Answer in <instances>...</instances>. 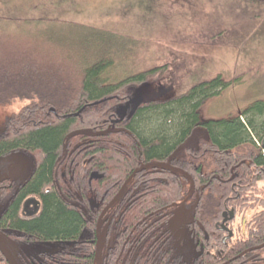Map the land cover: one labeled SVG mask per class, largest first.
Instances as JSON below:
<instances>
[{
    "label": "trees",
    "instance_id": "obj_1",
    "mask_svg": "<svg viewBox=\"0 0 264 264\" xmlns=\"http://www.w3.org/2000/svg\"><path fill=\"white\" fill-rule=\"evenodd\" d=\"M243 3L245 8L263 4L254 0H244ZM9 30L0 25V103L18 98H26L28 103L7 123L10 139L2 142L0 153L8 149H24L43 155L38 172L28 183V191H38L49 182L52 163L59 153L69 151L67 145L70 141L77 140L81 134H102L107 127L106 133L119 132L120 136L130 140L131 145L125 150L99 148L96 151L100 159L108 158L111 180L123 178L122 183H126L132 171L141 166V162L132 164L133 152H138L145 163L146 174H163L160 180L148 179V185L156 186L149 192L150 205L156 207L146 205V211L140 208V218L151 208L184 201L192 195L197 203L191 215L196 221L204 219L201 224L205 232L215 231L214 223L222 218L225 200L230 195L233 182L229 180H233L235 175L234 162L264 163V148L261 146L264 143L263 100L256 101L236 115L206 118L203 112L206 103L233 83L218 74L199 80L172 97L146 100L134 114L122 118L119 108L131 100L139 86L159 79L169 64L111 80L107 74L114 69L115 62L108 55L98 54L90 61L85 57L84 63L73 73L71 65L65 63V59L70 60V55L57 54V48L69 47L68 43L61 41L55 44L46 34L37 37L38 41L27 34L23 37L17 35L23 40L22 44ZM95 30L102 34V31L112 33ZM90 37L83 41L105 44L102 38ZM52 108L56 113L51 111ZM75 113L79 114L72 116ZM62 116L68 117L60 118ZM107 121L113 123L104 127ZM127 151L129 158L125 156ZM181 156L186 158L183 166L180 164ZM155 164H171L175 170L157 168ZM43 198L42 214L25 224V228L46 239L72 238L79 234L82 226L80 215L71 211L56 193H45ZM15 213L14 207L6 221L16 222ZM176 213L180 212L177 210ZM243 251L235 257L222 254L223 259L245 258ZM70 257H59V264L70 259H74L75 264H97L95 252L91 258ZM130 259L134 264L145 262ZM214 263L219 261L213 257L188 262Z\"/></svg>",
    "mask_w": 264,
    "mask_h": 264
},
{
    "label": "flooded vegetation",
    "instance_id": "obj_2",
    "mask_svg": "<svg viewBox=\"0 0 264 264\" xmlns=\"http://www.w3.org/2000/svg\"><path fill=\"white\" fill-rule=\"evenodd\" d=\"M20 112L10 116L0 129V146L10 139L7 123ZM106 129L102 134H81L70 141L69 151L56 156L49 182L38 191H28L27 187L43 155L24 149L0 153V264H11L6 253L16 264H59V257L91 258L94 252L98 263L100 241L101 264H134L131 257L144 264H188L211 257L218 264H264V163L234 162L235 175L229 180L233 184L223 216L215 221V231L205 232L201 224L204 219L196 221L191 215L197 203L192 195L184 201L151 208L139 217L140 208L146 211V205L156 207L149 200V192L156 186L148 185V179L160 180L163 174H146L145 163L138 152H133L132 164L141 162V166L132 171V179L127 185L122 183L123 178L111 180L108 158L100 159L96 151L125 150L131 145L119 132L108 134ZM261 146L264 148V143ZM125 156L130 157L128 151ZM180 158L181 166L185 165V156ZM50 192L80 215L79 234L46 239L25 228V224L40 217L43 194ZM14 207L17 220L8 222L6 218ZM242 249L245 258L224 261L223 255L235 257ZM63 264H75V260H64Z\"/></svg>",
    "mask_w": 264,
    "mask_h": 264
},
{
    "label": "rangeland",
    "instance_id": "obj_3",
    "mask_svg": "<svg viewBox=\"0 0 264 264\" xmlns=\"http://www.w3.org/2000/svg\"><path fill=\"white\" fill-rule=\"evenodd\" d=\"M243 2L0 0V25L13 36L27 34L38 41L46 34L55 44L68 43L69 47H58L57 54L70 55L65 63L73 73L85 57L90 61L98 54L115 62L107 74L111 80L169 64L159 79L135 90L137 101L174 96L221 74L233 83L203 109L206 118L219 119L264 101V4L245 8ZM90 36L105 44L85 43ZM27 103L18 98L0 104V129ZM130 106L129 112L135 103Z\"/></svg>",
    "mask_w": 264,
    "mask_h": 264
},
{
    "label": "water",
    "instance_id": "obj_4",
    "mask_svg": "<svg viewBox=\"0 0 264 264\" xmlns=\"http://www.w3.org/2000/svg\"><path fill=\"white\" fill-rule=\"evenodd\" d=\"M254 1H257V2H260V3H264V0H254ZM137 89H138V88H137ZM134 94H135V93H133V96H132L131 100H130L127 104L122 105V106L119 108L118 112H119V115H120L122 118H124L127 114H130V115L134 114L135 111L138 109L139 105H140L141 103L145 102L146 100H148V99H145V100L137 101V99H135V95H134ZM170 97H172V96H170ZM166 98H167V97H166ZM152 99H154V98H152ZM155 99H158V98H155ZM132 103H135V106H134L133 110H132L131 112H129V107H131L130 105H131ZM51 111H52L53 113H56V111H55L54 108H52ZM78 114H79V113H75V114H73L72 116H76V115H78ZM64 117H68V116H62V117H60V118H64ZM154 166L157 167V168H162V169H174V170H175V168H174L173 166L169 165V164H155ZM142 169H143V168L136 170V171L134 172L133 176H134L136 173H138L139 171H141ZM130 179H132V177H131ZM125 185H127V183H126ZM101 247H102V243H101V241H100V242H99V250H98V259H99L98 264H101V262H100V260H101V259H100V255H101ZM3 249L5 250V248H3ZM6 256H7V258L9 259V261L11 262V264H16V262L14 261V259H13L8 253H6Z\"/></svg>",
    "mask_w": 264,
    "mask_h": 264
}]
</instances>
